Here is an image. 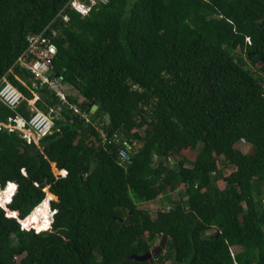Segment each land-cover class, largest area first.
<instances>
[{"label":"trees","instance_id":"1","mask_svg":"<svg viewBox=\"0 0 264 264\" xmlns=\"http://www.w3.org/2000/svg\"><path fill=\"white\" fill-rule=\"evenodd\" d=\"M70 1L0 0V80L32 99L13 64L65 10L54 75L81 111L96 107L107 139L140 146L124 167L123 143L103 144L67 108L38 147L0 129V200L17 186L0 202V264H264V0H106L85 17ZM38 94L39 111L57 104ZM29 116L25 102H0L1 123ZM219 158L234 171L224 176ZM47 191L52 225L29 227ZM167 193L177 199L155 218L138 207ZM162 236L170 251L129 260Z\"/></svg>","mask_w":264,"mask_h":264},{"label":"built area","instance_id":"2","mask_svg":"<svg viewBox=\"0 0 264 264\" xmlns=\"http://www.w3.org/2000/svg\"><path fill=\"white\" fill-rule=\"evenodd\" d=\"M79 1L73 0L70 4L72 8L84 16L88 12V8ZM89 1L91 5L95 4L94 0ZM62 11L57 15V18L62 17L63 21L67 22L68 18L62 15ZM58 35L59 29L52 27V25L46 26L40 33L29 35L26 39L24 52L13 64V67H19L30 75L29 84L25 85L32 96L30 101L23 97L6 76L0 80V102L11 109H15L25 102L30 113L28 120L16 117L8 119L7 123L0 122V129H4L9 133L16 132L27 145L33 144L38 147L39 141L53 132V121L60 117L63 108H67L73 114L80 115L86 123L89 122L88 114L78 107L83 102V98L75 94L71 86L62 83L60 78L53 73L52 61L56 55V46L53 40ZM43 88H46L57 101V104L50 107L46 113L39 111L34 106L35 102L40 101L38 91ZM70 97L77 98V103L69 102ZM101 138L103 143L108 145L119 144L121 141L117 135L107 139L101 134ZM124 145L125 148L118 150L117 157L119 164L126 167L131 164V148L125 143ZM239 145L244 146L246 143L241 139ZM168 162H170V159H168ZM53 175L57 179L59 176H64L65 172H56L53 169Z\"/></svg>","mask_w":264,"mask_h":264},{"label":"rangeland","instance_id":"3","mask_svg":"<svg viewBox=\"0 0 264 264\" xmlns=\"http://www.w3.org/2000/svg\"><path fill=\"white\" fill-rule=\"evenodd\" d=\"M91 116V115H90ZM241 149H242V152H249L250 150H249V146L247 147V146H245V147H241ZM186 155V158H188V160H192V161H194L195 160V158H196V153L195 152H188V153H186L185 154ZM219 160H220V162H221V169H222V174L224 175V176H227L228 174H230L232 171H234V167H232V166H229V165H227L225 162H224V160L222 159V158H219ZM170 164H172L171 162H169ZM186 165H188V161H187V164ZM47 198V197H46ZM177 198H176V194L175 193H167L164 197H162L158 202L156 201V202H153V203H143V202H141V203H137L138 204V207L139 208H141V209H143V210H145L146 212H148L149 214H150V216L152 217V218H155V216H156V214L159 212V211H166L167 209H169L170 208V205H171V203L174 201V200H176ZM2 203V202H1ZM44 206V208H43V210H41V211H39V216H41V215H45L47 218H48V211H47V209H46V211H45V208H46V206H47V202H46V205L43 203L37 210H39L40 208H42ZM36 211V210H35ZM41 220H43L44 221V218H40ZM127 220V219H126ZM125 220V221H126ZM45 222V221H44ZM28 224V223H27ZM213 231H210V232H208V234H210V233H212ZM167 242H168V239H167V241H166V244H165V249H164V251H163V253H165L166 251H170L167 247H168V245H167ZM159 244V239H156L155 240V242H154V244H153V246L155 247V246H157ZM233 250V252H236L237 251V249L236 248H233L232 249ZM134 256H131L130 257V259L129 260H131V261H135V262H138V261H136L134 258H133ZM150 261V260H149ZM145 262H148V261H145ZM138 263H144V262H138ZM165 264H174V261H173V259H171V260H169V261H167Z\"/></svg>","mask_w":264,"mask_h":264},{"label":"bare ground","instance_id":"4","mask_svg":"<svg viewBox=\"0 0 264 264\" xmlns=\"http://www.w3.org/2000/svg\"><path fill=\"white\" fill-rule=\"evenodd\" d=\"M73 0H71L69 3H68V5H67V10H71V11H74V12H76V13H78L81 17H85V16H87L88 14H89V12H90V10L93 8V7H95L96 5H98V4H105L106 3V0H94L95 1V4L94 5H91L90 4V1L89 0H80L79 2H81L82 4H84L85 5V7L86 8H88V12L83 16L80 12H78V11H76L74 8H72V6H71V2H72ZM61 11H59L58 12V14L60 13ZM57 14V15H58ZM57 15L55 16V18H54V20H52L51 21V23L49 24V25H52V27H53V24H54V22L56 21H58V22H62V23H64V24H66V23H68V21H69V18H68V16L65 14V10L64 11H62V15H64V16H66L67 18H68V21L67 22H64L63 21V19H62V17H59V18H57ZM60 22V23H61ZM48 26V25H47ZM56 52H57V48H56ZM35 106V105H34ZM36 108V107H35ZM37 109V108H36ZM96 110V109H95ZM95 110H92V108H91V110H90V113L88 114L87 112V114H88V118H89V122L87 123V124H90L92 127H94L95 129H96V131L98 132V134H99V136H100V139H101V142L103 143V141H102V138H101V134L102 135H104V133L101 131V129L99 128V126L96 124V123H93L92 121H91V119H90V115L95 111ZM75 115H77V114H75ZM78 116H80V115H78ZM81 117V116H80ZM82 118V117H81ZM83 119V118H82ZM84 120V119H83ZM84 122H85V120H84ZM86 123V122H85ZM107 124V123H106ZM116 135V134H115ZM105 136V135H104ZM114 136V135H113ZM112 136V137H113ZM121 141L119 142V144L120 143H123V146H124V148H125V145H124V143L125 144H127L130 148H131V151H130V153L132 152V147H136V148H138L140 145H138V144H140V143H138V142H133V143H131V144H129L126 140H124L123 138L122 139H120ZM103 144H105V145H108V144H106V143H103ZM110 145V144H109ZM47 197V198H46ZM50 194L48 193V191L46 192V195H45V199L43 200V203L46 205V202H47V206H46V209H47V211H48V215H49V218H47L45 215L43 216V215H41V216H39V211H41V210H43V208H44V206L42 207V208H40L39 210H36L35 212H32L31 214H30V220H29V222H28V226L29 227H34L37 223H39L40 221H42V222H44L47 226H51L52 225V222H53V216H52V212H51V210H50V206H49V202H50ZM40 218H44V221L43 220H41ZM46 219V220H45Z\"/></svg>","mask_w":264,"mask_h":264},{"label":"water","instance_id":"5","mask_svg":"<svg viewBox=\"0 0 264 264\" xmlns=\"http://www.w3.org/2000/svg\"><path fill=\"white\" fill-rule=\"evenodd\" d=\"M96 107L93 106L92 110H95ZM105 120L107 123V127H109V115L106 114L105 115ZM130 222L129 218H127V220L124 222V225H128ZM167 241V237L166 236H162L159 244L153 249L151 250L149 253L143 254L141 256H134L133 258L138 261V262H145V261H149L152 258L157 257L158 255H160L161 253H163L164 249H165V244Z\"/></svg>","mask_w":264,"mask_h":264},{"label":"clouds","instance_id":"6","mask_svg":"<svg viewBox=\"0 0 264 264\" xmlns=\"http://www.w3.org/2000/svg\"><path fill=\"white\" fill-rule=\"evenodd\" d=\"M13 185H14V183H12ZM8 185H10V182H8L7 184H6V186L8 187ZM15 186V185H14ZM16 187L17 186H15V188H14V190H13V192H12V196L10 197V198H8V199H3L2 201L0 200V202H4V201H7V200H10L12 197H13V195H14V193L16 192ZM5 189V188H4ZM43 204V202L38 206V207H36L35 209H34V211L33 212H35V210H37L41 205ZM45 211H46V208H45ZM48 215V214H47ZM28 219V218H27ZM27 219H26V221H27ZM46 220V219H45ZM25 221V222H26Z\"/></svg>","mask_w":264,"mask_h":264},{"label":"snow or ice","instance_id":"7","mask_svg":"<svg viewBox=\"0 0 264 264\" xmlns=\"http://www.w3.org/2000/svg\"><path fill=\"white\" fill-rule=\"evenodd\" d=\"M9 188H10V191H11V190H14L15 186L14 185H10ZM0 207H2V205H0Z\"/></svg>","mask_w":264,"mask_h":264}]
</instances>
